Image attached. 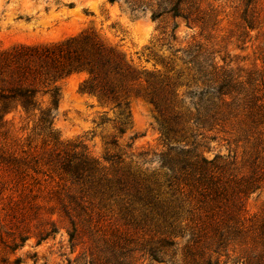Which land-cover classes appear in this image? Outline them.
Returning <instances> with one entry per match:
<instances>
[{"label": "rangeland", "instance_id": "374dc122", "mask_svg": "<svg viewBox=\"0 0 264 264\" xmlns=\"http://www.w3.org/2000/svg\"><path fill=\"white\" fill-rule=\"evenodd\" d=\"M203 8L213 9L218 20L200 35L199 29L189 30L178 19L164 17L152 22L148 15L133 17L126 10L125 0L118 3L0 0V51L19 45L56 43L83 31H93L138 68L162 71L161 61L170 62L175 71L186 75L187 68L179 60L180 56H172L162 40L177 23L181 47L193 42L203 44L216 53L219 65H228L235 72L264 70V0H205ZM86 78L85 73H75L56 83L59 88L56 109L47 95L38 96L40 109L52 111L50 135L49 131L35 129V118H27L20 107L6 113L0 128V147L8 154L23 156L22 151H25L31 157L42 159L67 144L84 147L91 158L110 171L115 165L106 161L109 156L119 158L124 166H133L138 160L132 154L136 156L147 150L159 153L167 149L160 137L159 115L152 105L132 96L127 109L114 108L80 91ZM185 89L178 91L183 93ZM119 128L123 129L122 134ZM226 138L217 131H205L195 141L198 151L207 159L220 157L225 178L244 177L255 181L253 189L241 195L247 228L228 245V256L220 252L222 256L218 257L210 250L214 248L207 247L200 250L203 251L197 256L198 264L208 261L215 264L218 260L217 264H236L237 259L244 261L252 257L255 262V256L263 250L264 152L260 145L257 153L260 159L255 160L256 155H252L249 148L232 141L228 143ZM139 167L159 179L164 174L154 162L139 163ZM41 172L37 181L27 180L29 187H34L32 195L37 197L32 199L20 197V192L12 194L10 172L0 167V264H14L16 259H20L21 264L189 263L184 259L187 251L184 247L189 238L181 233L185 222L173 232L159 226L157 216L148 207L136 203L123 205L92 192L83 197L53 170L44 167ZM11 197L25 199V209L20 214L16 212L14 218L8 215L11 214L8 210ZM186 209L189 208L184 206V210L179 211L180 221L190 218ZM229 209L230 206L225 210ZM196 216L197 213H192L194 219ZM72 221L77 229L71 240ZM261 227L263 234L258 230ZM54 230L56 232H52ZM41 236L44 240L39 242ZM159 240L175 245L165 248L166 254L159 255L155 261L150 251Z\"/></svg>", "mask_w": 264, "mask_h": 264}, {"label": "trees", "instance_id": "16d2710c", "mask_svg": "<svg viewBox=\"0 0 264 264\" xmlns=\"http://www.w3.org/2000/svg\"><path fill=\"white\" fill-rule=\"evenodd\" d=\"M125 4L133 17L148 15L152 22L164 17L178 19L189 30L199 29L200 35L218 20L213 9L203 8L205 0H125ZM178 28L175 23L162 40L172 56H180L187 68L186 75L175 71L170 62L161 61L162 71L138 68L93 31H83L56 43L19 45L0 51V128L5 114L20 107L27 118H35V129L49 131L50 135L52 111L40 109L38 96L47 95L56 109L59 101L56 83L72 74L85 73L87 78L80 91L100 102L127 109L133 96L152 105L159 115L161 140L167 146L159 153L147 150L132 154L138 160L133 166H124L119 158L109 156L106 161L115 165L112 171L91 158L84 147L67 144L47 159L31 157L25 151L23 156L8 154L0 147V167L10 172V191L20 192V197L37 198L27 180L37 181L45 167L69 181L83 197L92 192L123 205L136 203L148 207L157 216V224L173 232L185 222L181 233L189 239L184 259L198 264L201 249L211 247L218 257L222 256L220 252L228 256V245L246 232L241 195L249 193L255 181L225 178L220 157L207 159L198 151L195 140L205 131H217L227 136L228 143L242 144L256 155L255 160L260 159L257 155L260 145L264 152V70L235 72L228 65H219L216 53L203 44L193 42L181 47ZM182 87L186 89L179 93ZM118 132L124 131L119 128ZM153 162L164 171L162 179L140 170L139 163ZM24 201L11 197L8 215L14 218L16 212L20 214L25 209ZM184 206L189 208L185 211L190 218L180 221L179 211ZM27 207L32 208L30 203ZM192 213L198 214L196 219ZM70 223L72 240L77 225L74 221ZM258 230L263 232L262 227ZM263 239L262 235V242ZM43 240L41 236L39 242ZM174 245L159 240L150 251L151 258L157 261L159 255L166 254L165 248ZM240 260L236 264H264V245L255 262L253 257ZM14 264H21L20 259Z\"/></svg>", "mask_w": 264, "mask_h": 264}]
</instances>
